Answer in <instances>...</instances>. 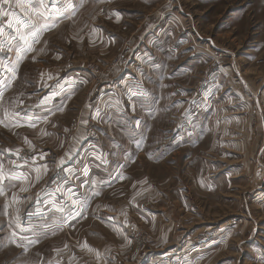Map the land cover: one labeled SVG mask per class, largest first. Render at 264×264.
I'll use <instances>...</instances> for the list:
<instances>
[{
    "label": "rangeland",
    "instance_id": "rangeland-1",
    "mask_svg": "<svg viewBox=\"0 0 264 264\" xmlns=\"http://www.w3.org/2000/svg\"><path fill=\"white\" fill-rule=\"evenodd\" d=\"M28 7L25 14L17 0L0 3L9 14L0 15L1 72L26 53L23 36L36 65L79 84L48 114L53 126L0 124V165L10 171L41 163L37 151L51 152L46 183L30 179L11 187L15 193L0 184L16 226L42 224L26 214L42 213L33 202L46 200L55 177L60 196L49 195L65 217L73 200L82 205L79 221L50 237L51 247L64 248L66 264L79 255L77 264H264V205L253 206L264 195V176L257 174L255 186L242 177L238 201L232 190L218 193L215 168L201 167L206 116L196 109L222 72L246 70L264 88V0H44ZM40 22L47 27L33 37ZM153 51L160 80L151 72ZM175 69L179 76L169 80ZM136 96L143 98L131 101ZM257 96L262 123L264 97ZM222 99L229 103L227 93L205 98L214 118ZM190 155L196 159L186 163ZM10 260L3 256L1 264Z\"/></svg>",
    "mask_w": 264,
    "mask_h": 264
},
{
    "label": "crops",
    "instance_id": "crops-1",
    "mask_svg": "<svg viewBox=\"0 0 264 264\" xmlns=\"http://www.w3.org/2000/svg\"><path fill=\"white\" fill-rule=\"evenodd\" d=\"M37 1L39 2L40 0H32L33 3ZM38 8L39 4L37 3V12ZM41 25L43 24L40 22L37 26ZM29 44L30 42L24 44L26 49L24 55L14 57L16 66L13 65L11 67L13 61L10 60V62L8 60L10 66L4 72H1L3 67H1L2 69L0 68V116L3 114V118H0V121H3V123L0 124H5L15 129H36L40 127L42 129L45 125L49 126L50 117L48 114L54 110L57 111L62 106V101L64 102L63 96L74 97V89L79 84L76 77H72L74 78V82L72 83L66 80L58 81L56 76L53 75V69L36 65L39 63L38 58L27 55L29 54L27 50ZM20 57L23 58L21 59ZM1 58L0 52V65L2 64ZM151 60L153 61L151 72L160 80L159 69L155 67V65L159 64H155L157 60L155 52L152 54ZM33 73H36L35 75L38 77L32 79L30 75ZM24 76L28 80L25 85L26 89H28L18 92L17 88L19 89ZM177 76L179 75L175 69L168 79L172 80ZM220 76H222V83L217 81L218 83L214 84L211 88L206 85L204 93H202L204 99L201 100V106H196L197 111L199 110L200 112V116H206L202 126L206 130V135L202 137L200 143V162L201 167L204 169L208 170L210 166L215 168L217 174V192L225 195L227 191L232 190L233 194L236 193L237 195L236 198L234 195L232 196V201L235 202L240 200L242 177L246 178L245 182L248 183V186L252 184L255 186L259 179L258 175L261 176L262 173L264 176V137L262 138L261 136V133L264 135V121L257 123L260 116H258V113L255 114V109L258 107L257 95L261 92L262 97H264V88L262 89L261 87L263 86H260V84L257 85L255 79L249 78L246 70L244 74H234L232 77L224 72L214 77L218 79ZM213 80L214 78L211 81ZM175 84L174 82L173 85ZM208 89H210V92H208ZM141 93L144 92L141 91ZM225 93L229 97V103L225 99H222L219 104H215L217 116L214 118L212 114L210 115L212 112V102H207L205 98L208 96L209 100L211 95L215 94L216 97H219V95ZM24 97L26 101L20 104L19 102ZM142 98L136 96L131 101ZM32 102L34 103L32 104ZM108 103L106 102L105 104L110 106V101ZM118 105L119 103L113 107V111L118 109ZM12 108L16 110L9 112L8 110ZM106 108L107 106H105V110ZM142 122V120L139 121L140 124ZM139 123L137 124L139 125ZM50 126L53 125L50 124ZM40 151L34 153V159H37L39 162L41 161V163L37 164V162H34L32 167L23 168L22 170L26 169L24 171L20 168L18 169L20 171H10L9 168L3 167L4 165L1 164L5 174L3 183L7 184L6 186L4 185L5 192L15 193L11 187L24 185L27 182L30 183L31 180H35V183L37 181L45 183L48 181L52 173L48 175V173L43 171L46 170L51 152L46 150ZM3 153L5 152L0 151V155ZM8 153L11 154L13 151L8 149L6 154ZM195 159L196 155H190L185 158L186 163H191ZM11 176H17L20 179H9ZM54 181L55 177L52 178V186L47 192L46 200H34L33 202V210L36 212L42 211V213L39 216L26 214L33 222L42 223L37 224L39 227H30V230L27 228L20 230L16 226V217L11 216L10 206L3 199L4 194L0 193V264L1 257L3 256L12 258V263L10 260L9 264H66L64 263L66 256L64 248L51 247L50 237L61 233L60 231H63V229H59V227L65 225V223L79 221L82 205L79 202L73 204L72 214L65 217L61 211L63 207L49 195V193L56 194L59 191L56 186L57 182ZM225 183L228 184L224 185ZM58 195L60 196L59 193ZM257 197L256 201H254L255 204H253L255 208L264 205V195ZM15 201V207L16 205L20 207V203L22 202L20 200ZM257 201L259 202L257 203ZM84 205L89 208L88 201ZM79 256L71 258L69 263L77 264L80 260ZM13 257L15 259L18 257L16 262Z\"/></svg>",
    "mask_w": 264,
    "mask_h": 264
},
{
    "label": "snow or ice",
    "instance_id": "snow-or-ice-1",
    "mask_svg": "<svg viewBox=\"0 0 264 264\" xmlns=\"http://www.w3.org/2000/svg\"><path fill=\"white\" fill-rule=\"evenodd\" d=\"M0 3H3L4 5H9L10 4V0H0ZM31 3H32V0H17L18 6L21 7L22 11H25V14H27L28 12L33 11V9L31 7H28V5H31ZM40 5L41 6L44 5V0H40ZM0 15H9V14L0 11ZM11 15L14 16V13L11 14ZM40 15H43V14L41 13ZM11 26L12 25L9 24V27H11ZM46 27H47V25H41V26L37 27L35 31L31 32V35L33 37H37L38 34H39V32L42 31V30H44ZM17 31H19V29H17ZM3 34H4V29H3V27H0V36H3ZM21 38L25 40V43L26 44L28 43L26 37H23L22 36ZM13 39H14V37H13ZM8 43L10 44L11 43V40H9ZM3 47H4V45L3 44H0V50H3ZM8 50L11 51V48H9ZM27 50L28 51H31L32 50L30 44L28 45ZM20 58L22 59L23 57H20ZM0 123H3V121H0ZM4 179H5V174L3 172L2 165H0V184L3 183ZM9 179H20V177L11 176V177H9ZM57 190H59V189H57ZM2 191H3V189L0 188V193H2ZM21 191H27V189H21ZM69 199H71V196H69ZM72 203L73 204H76L77 201L73 200Z\"/></svg>",
    "mask_w": 264,
    "mask_h": 264
}]
</instances>
